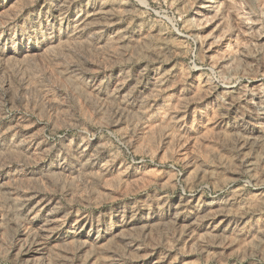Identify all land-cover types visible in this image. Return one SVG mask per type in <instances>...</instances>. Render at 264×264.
I'll use <instances>...</instances> for the list:
<instances>
[{
	"label": "rangeland",
	"instance_id": "rangeland-1",
	"mask_svg": "<svg viewBox=\"0 0 264 264\" xmlns=\"http://www.w3.org/2000/svg\"><path fill=\"white\" fill-rule=\"evenodd\" d=\"M0 264H264V0H0Z\"/></svg>",
	"mask_w": 264,
	"mask_h": 264
}]
</instances>
